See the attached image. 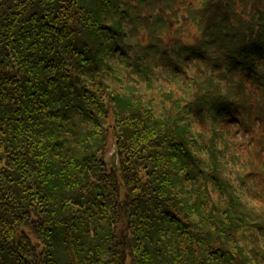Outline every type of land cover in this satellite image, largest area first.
Listing matches in <instances>:
<instances>
[{
  "label": "trees",
  "instance_id": "1",
  "mask_svg": "<svg viewBox=\"0 0 264 264\" xmlns=\"http://www.w3.org/2000/svg\"><path fill=\"white\" fill-rule=\"evenodd\" d=\"M0 264H264V0H0Z\"/></svg>",
  "mask_w": 264,
  "mask_h": 264
},
{
  "label": "rangeland",
  "instance_id": "2",
  "mask_svg": "<svg viewBox=\"0 0 264 264\" xmlns=\"http://www.w3.org/2000/svg\"><path fill=\"white\" fill-rule=\"evenodd\" d=\"M106 161L110 166H112L113 163L114 167L116 166V164H118V157L116 154V148L114 143H111L108 147Z\"/></svg>",
  "mask_w": 264,
  "mask_h": 264
}]
</instances>
